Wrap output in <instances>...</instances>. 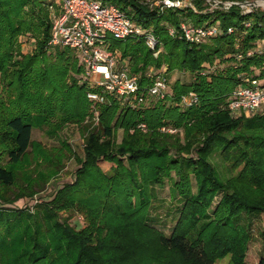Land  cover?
<instances>
[{
    "label": "trees",
    "instance_id": "obj_1",
    "mask_svg": "<svg viewBox=\"0 0 264 264\" xmlns=\"http://www.w3.org/2000/svg\"><path fill=\"white\" fill-rule=\"evenodd\" d=\"M108 1L149 29L162 48L154 56L140 35L111 41L138 76L139 91L152 84L147 73H159L164 65L168 73L192 74L193 82L176 80L171 93L151 106H132L111 96L98 102L99 128L86 140L75 180L33 212L0 209V264H214L226 256L231 264H246L247 221L264 214V112L235 118L227 104L244 77L264 80V11L245 13L235 4L210 11L203 0H193L196 12H160L140 0ZM52 3L0 0V185L6 188L17 180L16 170L34 144L35 127L55 120L94 127L87 122L93 108L89 86L75 77L83 66L72 49L48 47ZM181 22L216 23L223 32L210 44L190 45L180 36ZM25 33L34 36L36 45L17 51L16 58L17 38ZM215 62L226 66L213 72ZM191 92L196 101L182 105V97ZM163 126L178 131L164 132ZM118 129L123 131L120 144L115 143ZM193 149L197 155L189 157ZM215 152L233 168L242 166L236 177L227 182L218 177L210 163ZM101 161L113 164L109 172L101 169ZM172 172L178 180L170 190L181 207L166 235L150 223L149 213L154 187L163 186ZM34 184L28 180L29 192L16 198L31 195ZM219 192L222 197L210 212ZM74 208L85 216L83 229L59 220L60 210ZM261 237L264 246V231ZM257 264H264V256Z\"/></svg>",
    "mask_w": 264,
    "mask_h": 264
},
{
    "label": "rangeland",
    "instance_id": "obj_2",
    "mask_svg": "<svg viewBox=\"0 0 264 264\" xmlns=\"http://www.w3.org/2000/svg\"><path fill=\"white\" fill-rule=\"evenodd\" d=\"M203 1L207 4V9L210 11L220 7L228 8L233 4L239 5L245 13L251 12L255 8L264 11V0H251L244 2L233 0ZM140 2L148 4L151 7H157L160 12H163V10L159 8L162 0H140ZM181 3L186 5L180 9L190 8L195 12L197 11L193 0H182ZM134 23L136 22L134 21ZM191 26H194L193 28L203 30L205 34L202 33L201 36L198 37L199 41H189L188 44L190 45H201L206 42H208L206 44H210V41L215 37V35L219 34V32H223L221 26L216 23L205 22L203 25L192 23ZM214 26L217 28V34L212 35L215 31ZM140 27L145 29V32H142L140 36L144 38L146 46L153 51L154 56H158L162 48L158 46L157 39L149 29L142 26ZM231 31L232 29L228 30V32ZM148 33H151L156 40L153 47H149L147 45L146 35ZM168 34L170 36H174L169 32ZM35 45L36 40L31 33L19 35L16 43L17 48H15L16 51L13 54L14 57L17 58V51H31L34 49ZM260 51H264V47H261ZM252 53L253 51H249L247 55H251ZM74 54L79 60V54L75 52ZM240 56L241 55H238L237 57L239 58ZM78 62L81 65L80 61ZM225 66L226 65L224 63L221 64L219 62H215L211 65V71L214 72L215 70L223 69ZM166 68L167 67L164 65L160 69V72L168 81L170 93L172 85L176 80L184 84L193 82L194 76L192 74L180 71H172L168 73ZM75 77L80 83L83 82L84 72L75 75ZM90 110L92 115L88 118L87 122L89 123L91 121L94 127H87L83 122L78 123L76 121H65L59 123L57 120H55V122L35 127L32 131V140L34 144L31 148H29L28 155L21 167L16 170L17 180L14 186L6 188L0 185V209L24 208L33 212L37 210L39 205L44 204L45 201L52 200L57 191L65 184L72 183L75 180V173L82 167V163L85 160L86 140L89 138L91 133H95V131L97 132L99 128V113L97 109L95 110L94 108H91ZM263 112L264 108H261L256 110V112L233 114L232 116L235 118L242 115L250 117ZM179 135L180 137H183L182 130ZM122 136V129H118L115 134L116 144L121 143ZM182 141L184 142L183 139ZM196 155V150L193 149L189 157H196ZM183 156L187 155L184 154ZM210 163L218 177L224 182L236 177L240 170H242V166L239 168H233L231 162H226L219 152L213 153V156L210 158ZM99 165L104 172H109L110 168L113 166V164L109 161H101ZM28 180H32L35 183L31 188L33 193H31V195H27L26 193L17 199V195L29 192L28 189L30 187L27 185ZM177 180L178 176L175 172H172L170 180H166L163 186L154 187L155 198L149 213L150 223L154 224L156 228L161 230L166 235H169L172 232L179 216L178 211L176 210L181 207L178 197L174 196L170 190L173 182ZM191 185L193 187V192H195L196 180L193 173L191 174ZM221 197L222 192H219L214 197L210 207V212L215 210ZM58 216L60 221H66L71 226L78 224L77 226L80 227L78 230L87 226L84 214L75 208L69 210L62 209L58 212ZM247 222L250 223L251 239L247 244L244 260L246 264H257L259 258L264 256V246L261 237V233L264 231V214L254 215L250 218V221ZM214 264H231L230 256L218 259Z\"/></svg>",
    "mask_w": 264,
    "mask_h": 264
},
{
    "label": "built area",
    "instance_id": "obj_3",
    "mask_svg": "<svg viewBox=\"0 0 264 264\" xmlns=\"http://www.w3.org/2000/svg\"><path fill=\"white\" fill-rule=\"evenodd\" d=\"M51 1L48 47H68L79 54V61L84 68V81L89 86L87 97L95 110L96 104L106 102L107 96L132 106H151L170 94L168 81L160 71L156 74L148 72L147 75L153 79L152 84L145 91H139L138 76L131 74L128 60L123 59L117 49L111 48L112 40H125L145 32L124 10L108 0ZM181 2L162 0L159 8H183L186 4ZM193 27L185 22L180 24V36L187 42L199 41L198 37L205 34L203 30ZM214 28L212 35L217 34L216 26ZM168 32L174 36L176 34L173 28H169ZM146 40L149 47H153L156 42L151 33L146 35ZM195 101L196 96L189 93L182 97L181 104L188 106ZM227 107L232 114L256 112L264 108V81L244 77L229 95ZM161 130L169 133L178 131L170 126H163Z\"/></svg>",
    "mask_w": 264,
    "mask_h": 264
}]
</instances>
